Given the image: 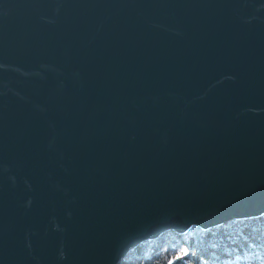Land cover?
Here are the masks:
<instances>
[{
  "label": "water",
  "instance_id": "95a60500",
  "mask_svg": "<svg viewBox=\"0 0 264 264\" xmlns=\"http://www.w3.org/2000/svg\"><path fill=\"white\" fill-rule=\"evenodd\" d=\"M262 215L264 0H0V264Z\"/></svg>",
  "mask_w": 264,
  "mask_h": 264
},
{
  "label": "trees",
  "instance_id": "16d2710c",
  "mask_svg": "<svg viewBox=\"0 0 264 264\" xmlns=\"http://www.w3.org/2000/svg\"><path fill=\"white\" fill-rule=\"evenodd\" d=\"M119 264H264V215L145 241Z\"/></svg>",
  "mask_w": 264,
  "mask_h": 264
},
{
  "label": "bare ground",
  "instance_id": "6f19581e",
  "mask_svg": "<svg viewBox=\"0 0 264 264\" xmlns=\"http://www.w3.org/2000/svg\"><path fill=\"white\" fill-rule=\"evenodd\" d=\"M241 220H243V219H241ZM229 221H230V220H229ZM225 223H226V222H225ZM225 223H223V224H225ZM223 224H222V225H223ZM191 228H192V227H191ZM188 230H189V229H188ZM188 230H187V231H188ZM167 232H172V231H167ZM164 233H166V232H164ZM164 233H163V234H164ZM172 233H174V232H172ZM184 233H185V232H184ZM184 233H183V234H184Z\"/></svg>",
  "mask_w": 264,
  "mask_h": 264
}]
</instances>
